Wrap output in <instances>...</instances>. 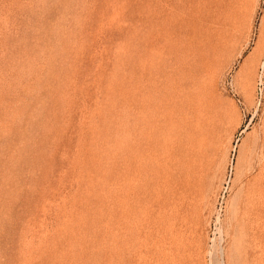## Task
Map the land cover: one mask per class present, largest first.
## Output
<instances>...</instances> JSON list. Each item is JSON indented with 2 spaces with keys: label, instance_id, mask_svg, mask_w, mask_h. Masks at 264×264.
Wrapping results in <instances>:
<instances>
[{
  "label": "rangeland",
  "instance_id": "obj_1",
  "mask_svg": "<svg viewBox=\"0 0 264 264\" xmlns=\"http://www.w3.org/2000/svg\"><path fill=\"white\" fill-rule=\"evenodd\" d=\"M263 143L264 0H0V264H264Z\"/></svg>",
  "mask_w": 264,
  "mask_h": 264
},
{
  "label": "bare ground",
  "instance_id": "obj_2",
  "mask_svg": "<svg viewBox=\"0 0 264 264\" xmlns=\"http://www.w3.org/2000/svg\"><path fill=\"white\" fill-rule=\"evenodd\" d=\"M222 2V1H221ZM226 3V2H225ZM225 7V6H224ZM221 8V7H220ZM230 8V7H229ZM221 10V9H220ZM233 15V14H232ZM215 17V16H214ZM218 21V20H217ZM222 23V22H221ZM224 23H225V21H224ZM231 24V23H230ZM229 27V26H228ZM224 32H222L221 34H220V36L221 37H224L223 39H222V41H224V42H226V37H225V34H223ZM214 37V36H213ZM213 37H212V39H213ZM230 37V36H229ZM221 41V40H220ZM212 42H213V40H212ZM226 45V44H225ZM219 48H221V47H219ZM214 120V119H213ZM206 121H207V119H206ZM206 121H204L205 123H206ZM221 121V120H220ZM211 122H212V120H211ZM218 122V121H217ZM217 122H215V123H217ZM209 123V122H208ZM219 123V122H218ZM210 124V123H209ZM212 124H214V123H212ZM205 126V125H204ZM212 126V125H211ZM217 126V125H216ZM210 127V126H209ZM212 129V128H211ZM210 129V130H211ZM212 131V130H211ZM205 132V131H204ZM208 132V131H207ZM213 132V131H212ZM216 132H217V130H216ZM214 134V133H213ZM210 135V134H209ZM200 136V135H199ZM215 136V135H214ZM218 136V134L216 135V137ZM202 137V136H201ZM200 138V137H199ZM215 138V137H214ZM213 138V139H214ZM215 143V142H214ZM264 144V143H263ZM264 165V164H263ZM263 165H262V167H263ZM201 168V167H200ZM262 169V168H261ZM260 169V170H261ZM199 172H200V170H199ZM204 172V171H203ZM264 174V173H263Z\"/></svg>",
  "mask_w": 264,
  "mask_h": 264
}]
</instances>
